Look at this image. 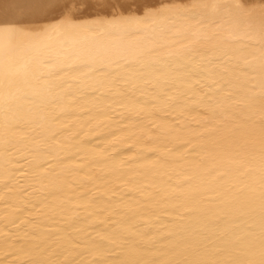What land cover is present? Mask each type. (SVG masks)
<instances>
[{
    "label": "bare ground",
    "instance_id": "bare-ground-1",
    "mask_svg": "<svg viewBox=\"0 0 264 264\" xmlns=\"http://www.w3.org/2000/svg\"><path fill=\"white\" fill-rule=\"evenodd\" d=\"M0 264H264V0H0Z\"/></svg>",
    "mask_w": 264,
    "mask_h": 264
}]
</instances>
